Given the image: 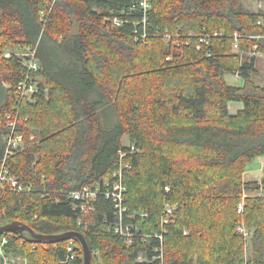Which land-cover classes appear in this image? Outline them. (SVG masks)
<instances>
[{"label": "trees", "instance_id": "trees-1", "mask_svg": "<svg viewBox=\"0 0 264 264\" xmlns=\"http://www.w3.org/2000/svg\"><path fill=\"white\" fill-rule=\"evenodd\" d=\"M141 2L0 0V170L25 190L0 188V226L80 232L92 264H264V179H246L264 157V85L252 79L256 56L244 57L264 54V14L242 0H149L147 12ZM30 47L41 68L30 75L43 82L19 101L29 72L5 54ZM233 102L244 109L231 114ZM10 115L26 148L5 161ZM122 165L123 221L105 195ZM98 186L85 215L70 195ZM166 205L178 208L163 224ZM30 238L0 234V264L1 251L15 262L83 264L78 240ZM70 242L76 257L66 262Z\"/></svg>", "mask_w": 264, "mask_h": 264}, {"label": "built area", "instance_id": "built-area-1", "mask_svg": "<svg viewBox=\"0 0 264 264\" xmlns=\"http://www.w3.org/2000/svg\"><path fill=\"white\" fill-rule=\"evenodd\" d=\"M141 5L146 12H147V10L151 9L149 0H142ZM115 23L119 26L122 25V22H120L117 19H115ZM217 35L218 34H215V36H217ZM170 37L171 36H169V37L167 36V38H170ZM238 37L239 36L237 35L236 38H238ZM238 49H239L238 45H235V50L237 51ZM257 49H258V47H254V50H257ZM14 54L19 58V60L23 64V66L29 72V75L27 76V78L24 81H22L18 86V89H17L18 100L19 101H22L25 99L34 100V96L36 94H38V92H39V83H37V80L39 78L33 77V75H30V74H31V72H37L41 69L40 63L37 59V49L32 48V47L20 48L17 52L12 51V52H10V54L6 53L5 57L10 58ZM17 121H18V117L14 118L11 115L8 116V127L11 128L10 129L11 131L5 139V142H6L5 161L7 160V158L14 156L19 150H24L26 148L24 136L22 134H19L16 132ZM124 156H125L124 154L121 155V157H124ZM123 167L128 168V166L122 165L121 168L118 169V171H116V173L113 176L114 181H113L112 189L105 192V195L107 196V198L113 199V201L115 203V208L118 211V214H119L122 221H123V218H124V215L126 212V207L124 205L126 188L124 187V184H123V172H122ZM8 172L9 171L5 166H3L1 168V170H0V188H2L4 191L5 190H11V191L13 190L16 192L25 191L24 187L19 183V181L16 180L14 177H11L8 174ZM109 185H110V183H105V187L107 189L109 188ZM100 189H101L100 186L96 187L95 189H92L90 187L84 188L80 192L71 193L70 197L73 200L80 202L81 210H82L83 214L89 215L91 212L94 211L93 206L91 204L96 201L97 196H98L99 192L101 191ZM238 211L240 214L243 213L244 203H241L239 205ZM169 212H171V211H169ZM166 223L168 224V221H166ZM78 227L84 228L86 230V226L82 225V221H79ZM123 230H124V228L122 227V231ZM238 232H239V234L244 236V238H245V240H247V242H248V240H251V238L253 237V232L248 230L243 223L238 227ZM123 234H125V236L128 238L129 243H131L133 241V235L131 233H129V231L125 232ZM5 243H7L6 239H4V241H3V244H5ZM74 249H75V247L73 245V242H70V246L68 248V257H67L66 262H69V261L75 259L76 255H75ZM1 255H2V257H5L3 251H1Z\"/></svg>", "mask_w": 264, "mask_h": 264}, {"label": "rangeland", "instance_id": "rangeland-1", "mask_svg": "<svg viewBox=\"0 0 264 264\" xmlns=\"http://www.w3.org/2000/svg\"><path fill=\"white\" fill-rule=\"evenodd\" d=\"M242 2L244 4L245 8L248 9L249 11L259 12V13L264 14V0H242ZM19 49L20 48H14L12 51L13 52H17ZM7 53L10 54V52H7ZM256 55H257L256 53L252 52L251 54L247 55V57L246 56H244V57L247 59V58H250V57L256 56ZM257 67H258L257 69L259 70V72L256 69V73L257 74H255L253 77L255 78V81H256L255 83L257 85H259L260 81H261V83L264 81V56H262L261 58L259 57L258 63H257ZM225 78H226V82L229 85L235 86V87H242L244 85V82H245L243 78L237 77V76H235L233 74H228V75H226ZM40 82H43V80L41 78H39L37 80V83L40 84ZM124 143H125V145L127 147L131 146V144H130L128 139H125ZM262 160H263L262 158H261V160H260V158L256 159L254 162H252L248 166L247 170H249L251 168H255V169L259 170ZM248 176L250 178H254V176H256L255 177L256 179L261 180V179L264 178V171L261 174H258V173H247L246 179L248 178ZM177 208H178V206L172 207L170 205H166V210L164 212L165 217L163 218V224H166V221L169 222L171 219H174L175 212L177 211ZM169 211H171V212H169ZM141 215L144 216V214H141ZM133 216H135V215H133ZM132 218H134V217H132ZM246 252H248V254H247L248 258L249 257L251 258V252H252L251 240H248V247L246 248ZM11 260H14V259H11ZM139 260L143 261L144 257H140ZM8 264H11V263L8 262ZM16 264H29V261L26 260V259H23V260L22 259H17L16 260Z\"/></svg>", "mask_w": 264, "mask_h": 264}, {"label": "water", "instance_id": "water-1", "mask_svg": "<svg viewBox=\"0 0 264 264\" xmlns=\"http://www.w3.org/2000/svg\"><path fill=\"white\" fill-rule=\"evenodd\" d=\"M6 233H18L22 236H24L25 233H29L31 236L29 242L37 243V244H42L45 242L61 243V242L71 241L73 239L78 240L83 248V257H84L83 264H92L91 249L88 245V242L84 234L80 232H66L58 235L47 236V235H41L35 233L29 226L24 225L20 222H13L5 226H0V234H6ZM1 262L2 264H5V257L1 258Z\"/></svg>", "mask_w": 264, "mask_h": 264}, {"label": "crops", "instance_id": "crops-1", "mask_svg": "<svg viewBox=\"0 0 264 264\" xmlns=\"http://www.w3.org/2000/svg\"><path fill=\"white\" fill-rule=\"evenodd\" d=\"M262 56H264L263 54H257L256 55V69L258 68L257 67V63H258V59H259V57L261 58ZM258 70V69H257ZM258 72H259V70H258ZM255 74H257V73H255ZM255 74H253L252 75V79L254 80V82H256L255 81V78L253 77ZM235 76H237V77H241L240 75H235ZM264 85V81L261 83V81H260V84H259V86H263ZM244 109V105L242 104V103H235V102H233V103H230L229 104V111H230V113L231 114H237L239 111H241V110H243ZM233 112V113H232ZM261 158L263 159L262 161H261V164H260V168H259V170H257V169H255V168H251V169H249V170H246V175H247V173H258V174H261L263 171H264V157H260V160H261ZM247 169H248V167H247ZM256 176H254V178H250L249 176H248V179H255V180H259V179H256L255 178ZM264 179V178H263ZM262 180V179H261ZM260 180V181H261ZM260 194L261 195H264V192L263 191H261L260 192ZM11 263H13V261H10Z\"/></svg>", "mask_w": 264, "mask_h": 264}, {"label": "flooded vegetation", "instance_id": "flooded-vegetation-1", "mask_svg": "<svg viewBox=\"0 0 264 264\" xmlns=\"http://www.w3.org/2000/svg\"><path fill=\"white\" fill-rule=\"evenodd\" d=\"M10 261H14V260H11L10 258L5 257V264H8V262H10ZM10 263H11V262H10ZM11 264H16V262L14 261V262L11 263Z\"/></svg>", "mask_w": 264, "mask_h": 264}, {"label": "bare ground", "instance_id": "bare-ground-1", "mask_svg": "<svg viewBox=\"0 0 264 264\" xmlns=\"http://www.w3.org/2000/svg\"><path fill=\"white\" fill-rule=\"evenodd\" d=\"M175 209V208H174ZM162 224V223H161Z\"/></svg>", "mask_w": 264, "mask_h": 264}]
</instances>
